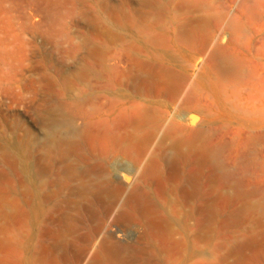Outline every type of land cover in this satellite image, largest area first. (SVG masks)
Instances as JSON below:
<instances>
[{
  "label": "rangeland",
  "instance_id": "obj_1",
  "mask_svg": "<svg viewBox=\"0 0 264 264\" xmlns=\"http://www.w3.org/2000/svg\"><path fill=\"white\" fill-rule=\"evenodd\" d=\"M106 227L134 264H264V0H0V255L92 258Z\"/></svg>",
  "mask_w": 264,
  "mask_h": 264
},
{
  "label": "bare ground",
  "instance_id": "obj_2",
  "mask_svg": "<svg viewBox=\"0 0 264 264\" xmlns=\"http://www.w3.org/2000/svg\"><path fill=\"white\" fill-rule=\"evenodd\" d=\"M154 76H155V81L158 85L157 87H159V90H161L163 87L169 88L173 99L175 101H178L179 98L181 97V95L183 94V87L178 82V80L175 79V76L173 74L165 73L164 71H156ZM181 118L183 121H185V123L192 122L191 118L189 117V112L187 109H185V111L182 112ZM163 125H164V123H161L160 126L157 125V128H160ZM81 136L88 138L87 132H85V131L81 133ZM155 136H156L155 134H151L146 139L139 141V146H138L139 151L137 153V159L138 160L136 163V165H137L136 167H139L140 164L142 163V160L144 159L149 148L151 147ZM133 138H136V136H133ZM193 143L194 144H189V146H187V144H185L182 141L175 142L173 144V149L176 151V154H175V159L172 163V171H173V174L175 176L180 173V163H181L180 161L184 160L186 155H187V154H185V149L186 148L190 149V146L193 148L198 146L197 140H194ZM60 144H61V142H60ZM65 145L67 147L70 145V143L68 145L65 142L64 143L62 142V144L60 145L62 148L61 149L62 151H63V149H64L63 147ZM184 147H186V148H184ZM200 147L203 148L202 145H200ZM70 148H72V147H70ZM64 150L67 151V149H64ZM203 150H204V148H203ZM203 150L201 149L202 152H203ZM203 153H204L203 156L207 157V154L205 152H203ZM47 156H48V158H51L53 156V151L50 150L48 152ZM137 170L138 169L136 168L130 172L135 175L137 173ZM130 187H131L130 180L129 181L128 180H122L121 184H120V189L115 195H113L112 198L114 201L113 200L112 201L114 203H117L119 200H122L121 198L125 197L126 196L125 194H128ZM196 192H197L196 181L194 179H192V181L190 182V187L186 190V196L188 198H192L195 196ZM120 193H122V194H120ZM129 199L134 200L137 203V205L140 208V211L144 215L151 217V215L154 214V210L156 207L153 205V202H152L151 198L149 197V193L144 192V191H140V190H138V188H136L130 192ZM111 206H113V208H114V205H111ZM199 212L202 215V218L204 219V217L207 215L206 209L204 207H202V208H200ZM162 226H164V225H162V222L157 223L158 228L162 227ZM120 232L121 231L119 230L118 233H120ZM118 233H116V232H114L111 229H108L106 227L103 230V232H101V235L99 236V238L102 237L103 240H101L102 242L99 243L97 252L92 258H88V254L94 248L93 246L91 248L87 247V250H85L83 252L74 251V253L71 256L69 254H63L60 257L55 256L54 250H52V249L46 250L45 249L44 250L45 257H46V253L48 252L50 260H51V264H107L109 262H114L116 264H134V261L132 260V257L130 256V252L133 251L135 247L132 246L130 243L125 244L123 242L118 241L119 240L118 239L119 238ZM97 235H99V234H97ZM94 238H96V237H94ZM97 240L98 239H95L94 242ZM95 245H97V244H95ZM37 263L38 262L35 258H28V257L22 258L21 260H19V262H16V261L13 262L12 255L9 252H4L3 254L0 255V264H37Z\"/></svg>",
  "mask_w": 264,
  "mask_h": 264
}]
</instances>
